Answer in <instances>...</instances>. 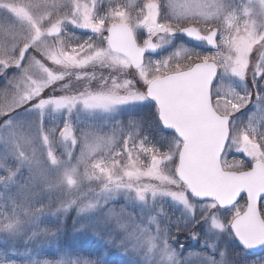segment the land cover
Returning a JSON list of instances; mask_svg holds the SVG:
<instances>
[{
    "label": "snow or ice",
    "instance_id": "6c2138e0",
    "mask_svg": "<svg viewBox=\"0 0 264 264\" xmlns=\"http://www.w3.org/2000/svg\"><path fill=\"white\" fill-rule=\"evenodd\" d=\"M94 2L29 0L28 7L35 13L18 17L23 33L8 31L0 38V77L4 78L0 83V231L9 236L27 232L25 243L31 242L22 251L13 247L15 251L9 255L5 240L0 264H107V251H98L93 258L83 247L59 245L63 218L71 211L76 213L75 231L103 236L92 225L95 218L107 231L105 247L111 245L132 258L140 257L136 264H180L171 247L175 239L169 232L172 219L156 206L159 199L173 202L186 213L176 219L177 233L190 221L196 227L209 224L216 232L225 231L218 216L201 220L190 202L191 198L215 204V198L201 196L194 186L181 188L175 178L178 174L164 170V155L155 148H146L143 141L136 145L132 132L119 125L109 132L77 131L70 116L77 109L114 112L130 101L157 103L158 90L173 82L168 76L161 80L158 73L175 68L174 76L190 78L206 91L209 106L223 114L222 123L231 121L253 103L254 90L264 83V31L258 29L255 19L264 18V0H247L240 10L247 19H241L226 0H117L103 16L95 15ZM68 25L73 31L66 30ZM126 25L141 29L138 37L143 46L136 47L135 57L121 47ZM75 30L94 36L81 41ZM178 33L187 41L172 47L163 60L138 62L148 49L166 50ZM193 42L197 46L191 47ZM200 45H206V50L200 51ZM133 64L135 71L129 79L124 73ZM97 67L117 75L104 77L85 71ZM218 76L221 82L214 88ZM237 83L240 88L235 87ZM255 97L257 111L232 137L245 152L252 151L251 142L264 140V88ZM18 110L34 112L36 118L15 120L12 114ZM60 116L68 117L62 125L56 123ZM46 118L51 126L45 125ZM121 196L124 203L119 207L111 203ZM245 196L240 192L236 202ZM251 199L257 210L264 207V196ZM130 202L139 209V219L128 211ZM216 206L227 210L233 205ZM227 229L244 251L264 249V235L244 237L233 224ZM189 235L201 238L198 231ZM52 244L58 245L55 251H45ZM204 246L217 250L216 243L205 241ZM154 256L159 259L153 260ZM225 256L220 249L219 257L208 252L189 254L199 264H225ZM245 264H264V257Z\"/></svg>",
    "mask_w": 264,
    "mask_h": 264
},
{
    "label": "rangeland",
    "instance_id": "374dc122",
    "mask_svg": "<svg viewBox=\"0 0 264 264\" xmlns=\"http://www.w3.org/2000/svg\"><path fill=\"white\" fill-rule=\"evenodd\" d=\"M35 2V0H33ZM89 4L93 3V0H87ZM120 3H126L127 0H119ZM139 2V0H137ZM29 0H0V38H2L8 31L15 33H23V26L19 23L18 17L27 16L29 12L35 13V9H29L28 7ZM226 3L234 9L238 10V15L241 16V19H247L243 17L241 9L247 3V0H226ZM117 0H112V3H109V0H95L94 2V11L95 15L103 16L105 15L110 7H115ZM163 12H167L166 5H162ZM135 8L132 9V14L135 15ZM257 27L260 30L261 25L264 24V18L256 16ZM129 24L134 25L135 21H130ZM133 32L139 43L143 41L138 37L140 28H132ZM68 31H73L72 26L68 25ZM76 35L80 37V40H88L94 36L91 32L85 36L82 30H75ZM264 31V30H261ZM71 34V33H70ZM147 38V33L145 34ZM96 39V38H95ZM99 40V38H97ZM99 44V41H95ZM186 42V40H178L176 37L173 38L172 45L165 46L166 50H160L157 55H147L145 57L144 64L156 63L160 60H163L172 52V47L175 45H180L181 43ZM191 47L197 46L196 44H191ZM202 45L199 46L200 51H204ZM178 70L175 68H166L161 69L158 75L165 74L169 71ZM85 71L92 72L95 71L98 76L103 75L104 77L115 76L116 72L109 73L108 68L97 67V68H88ZM135 68H132L124 73V76H127L129 79L133 76ZM12 71L8 72V75L11 76ZM123 78V76L121 77ZM227 79V78H225ZM4 78L0 77V83H3ZM221 80L218 81V84ZM95 86V82H94ZM0 87H3L0 84ZM235 87L240 88L239 83L235 84ZM140 92L145 93L143 88L139 89ZM258 92V89H257ZM256 99V98H255ZM257 111L256 102L254 106L249 105L247 108L242 109L239 113H236L233 117V120L230 121V137L227 144V147L221 157V166L224 169L232 170H244L248 168L255 159H260L264 162V140H259L253 143V149L250 152H245L239 150L237 144L233 142V135L235 132L242 127L243 123H246L248 117L251 113ZM12 118L15 120L21 121H32L36 118L34 112L18 110L17 113L12 114ZM68 118L66 116H60L56 123L62 125L64 120ZM71 122L74 125V128L79 131L80 129H91L99 132H109L112 128L116 126H122L126 131H131L133 139L136 145H140L143 141L144 146L149 149L155 148L161 154L164 155L165 163L162 165L165 171L169 175L175 174V167L177 165L178 151L182 144V141L179 140L173 133L164 131L160 125L159 120L157 119V110L154 104L146 99L144 101H130L125 105L118 106L117 110L114 112H85L81 109H77L76 112L70 116ZM129 121L133 123L129 125ZM45 125L51 126V122L48 118L45 119ZM264 127V125H262ZM139 150V149H137ZM176 178V176H175ZM177 179V178H176ZM181 188H186V186L177 179ZM190 202L194 205L196 215L199 216L201 220L205 217H210L212 214H215L223 221L225 225V231L223 233L216 232L215 230L210 229L209 224H205L203 228L195 225L193 222H189V226L177 233L175 231V222L177 218H181L186 213L180 207H177L173 202H165L163 199H159L156 202V206L162 207L166 215H168L172 221L169 225V232L175 236L174 240H171V247L175 249L180 258V264H199V261L195 257H189V254L208 252L215 254L219 257V249L226 253L225 264H245L248 260H255L258 257H264V250L258 254H252L248 251H244L241 246L236 242L231 230L227 229V225L230 224L231 219L244 209V202L240 200L233 204L232 207L227 210L221 209L213 201H196L190 198ZM111 203L116 204V207H119L120 204L124 203L123 197L117 198ZM128 211L132 212L133 215L139 219V209L134 207L132 203H129ZM261 214L264 217V207L260 208ZM54 219V218H53ZM76 219L75 211H71L66 217L63 218L64 221V232L58 238L59 245L72 247L74 249H79L83 247L84 253H92L93 258L95 254L103 251H107L108 255L105 257L107 264H136L141 258L136 257L132 258L124 252L123 249L118 247H113L109 245L107 248V231L100 225L95 218L92 220L93 227L99 228V231L103 233V236H94L91 233H79L74 230L78 225H74V220ZM191 231H198L201 234L200 239H192L189 235ZM28 233L24 232L19 236H9L7 233L0 231V248L4 246L5 240H7V247L10 249L9 255H12L15 251V248L20 249L21 251L28 247L31 242L27 244ZM205 241L208 243H216L217 250L208 249L204 246ZM58 245L52 244L51 246L46 245L45 251H55V248ZM17 258V257H13ZM51 258V257H48ZM20 259H23L21 257ZM158 256H154L153 260H158ZM2 260V257H0ZM161 264L163 262L161 261Z\"/></svg>",
    "mask_w": 264,
    "mask_h": 264
},
{
    "label": "water",
    "instance_id": "95a60500",
    "mask_svg": "<svg viewBox=\"0 0 264 264\" xmlns=\"http://www.w3.org/2000/svg\"><path fill=\"white\" fill-rule=\"evenodd\" d=\"M125 27L121 33V47L129 57H135L138 45L129 26ZM156 52L148 49L145 53ZM144 54L138 58L139 63L143 62ZM173 74L160 77L161 80L165 76L172 77L173 82L158 90L155 104L162 127L183 140L176 176L187 187H196L201 196L214 197L218 205H231L240 192H246V209L230 224L247 238L264 235V222L251 199L259 200L264 196V164L256 161L253 168L242 172L223 170L219 160L229 136L228 122L222 123L223 116L209 106L206 91L198 82Z\"/></svg>",
    "mask_w": 264,
    "mask_h": 264
},
{
    "label": "flooded vegetation",
    "instance_id": "af4514ba",
    "mask_svg": "<svg viewBox=\"0 0 264 264\" xmlns=\"http://www.w3.org/2000/svg\"><path fill=\"white\" fill-rule=\"evenodd\" d=\"M237 10V9H236ZM237 13H238V10H237ZM260 30H264V28H261ZM178 40H181L180 38V36H178L177 34H176V36H175ZM192 44H198V42H193ZM203 46V48H204V50H206V47H205V45H202ZM202 48V49H203ZM220 80V77L218 76L217 77V79H216V81L214 82V84H213V87L215 88L217 85H218V81ZM213 88V94H214V92H215V89ZM262 88H264V83H262V84H260V85H258L257 86V88L254 90V94H253V103L252 104H250L251 105V107H253L254 106V103L256 102V97H255V92H257V89H258V92L259 91H261V89ZM251 90V89H250ZM214 103V102H213ZM220 114H222V113H220ZM233 120V119H232ZM231 120V121H232ZM231 132V131H230Z\"/></svg>",
    "mask_w": 264,
    "mask_h": 264
}]
</instances>
